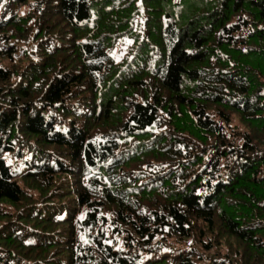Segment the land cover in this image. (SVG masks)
<instances>
[{"label":"trees","instance_id":"1","mask_svg":"<svg viewBox=\"0 0 264 264\" xmlns=\"http://www.w3.org/2000/svg\"><path fill=\"white\" fill-rule=\"evenodd\" d=\"M0 264H264V0H0Z\"/></svg>","mask_w":264,"mask_h":264},{"label":"rangeland","instance_id":"2","mask_svg":"<svg viewBox=\"0 0 264 264\" xmlns=\"http://www.w3.org/2000/svg\"><path fill=\"white\" fill-rule=\"evenodd\" d=\"M21 9L24 10V7H22Z\"/></svg>","mask_w":264,"mask_h":264}]
</instances>
